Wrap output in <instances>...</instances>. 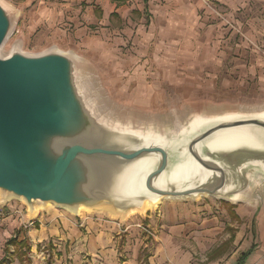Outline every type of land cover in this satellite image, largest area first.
I'll list each match as a JSON object with an SVG mask.
<instances>
[{
    "label": "rangeland",
    "instance_id": "1",
    "mask_svg": "<svg viewBox=\"0 0 264 264\" xmlns=\"http://www.w3.org/2000/svg\"><path fill=\"white\" fill-rule=\"evenodd\" d=\"M115 1L0 0L14 19L0 55L75 57L100 114L143 132L169 133L200 114L264 113V0H195L201 23L185 49L202 51L198 60L151 28L141 0ZM184 60L206 65L194 76ZM263 175L252 170L243 203L165 199L127 217L51 203L33 217L25 200L9 197L0 202L4 263L237 264L252 249L245 264H264Z\"/></svg>",
    "mask_w": 264,
    "mask_h": 264
},
{
    "label": "water",
    "instance_id": "2",
    "mask_svg": "<svg viewBox=\"0 0 264 264\" xmlns=\"http://www.w3.org/2000/svg\"><path fill=\"white\" fill-rule=\"evenodd\" d=\"M13 25L10 10L0 2V51ZM210 116L194 117L180 127L185 131L178 127L169 133L143 132L100 114L80 82L75 57L57 50L38 56L0 55V192L25 200L29 208L39 203L68 209L101 207L120 216L141 210L147 202L198 195L230 202L248 192L246 201L251 197L252 170L260 168L264 174V147L198 150L220 131L243 126L264 131V121L223 122L189 132L192 121ZM130 133L143 138L137 141ZM149 157L157 162L144 173L143 190L128 197L118 192L125 167ZM180 162L194 163L198 172L164 189L155 186ZM205 173L211 175L208 184Z\"/></svg>",
    "mask_w": 264,
    "mask_h": 264
},
{
    "label": "bare ground",
    "instance_id": "3",
    "mask_svg": "<svg viewBox=\"0 0 264 264\" xmlns=\"http://www.w3.org/2000/svg\"><path fill=\"white\" fill-rule=\"evenodd\" d=\"M247 119H261L264 121V113H256V112H235V113H221L218 115L210 116V117H198L194 121L190 123V130L189 132L197 133L202 130L208 129L209 127L216 125L218 123L223 122H235L238 120H247ZM184 128H178L179 131H182ZM185 131V130H183ZM132 138H135L137 141L140 138L141 135L138 133H130ZM151 137V136H150ZM117 138H124V137H117ZM152 138V137H151ZM115 142H117V139H113ZM122 140V139H121ZM151 139H147V142H149ZM144 141H146L144 139ZM203 147H207L211 149L212 151H221V150H234L239 148H255V149H262L264 147V131L253 127V126H243L233 129H228L224 131H220L216 134H214L212 137H210L206 142L201 144L199 146L198 152L202 151ZM157 158L149 157L147 159L141 160L137 163H134L132 165H129L125 167V173L124 178L121 177V180L119 184L116 187V190L118 192L124 193L125 197H128L129 195L133 194V196H137L142 190H143V176L144 173L146 174L151 167H153L157 160ZM185 163V162H184ZM182 164L175 163L176 167H174V171L171 172V174L162 177L160 180L155 182V186L160 188H166L169 185H176L180 180L186 179V177L189 178V175L194 176L195 172H198L197 167L195 164L189 165V163ZM179 164V165H178ZM136 173V174H135ZM210 173H205L204 176V184L210 183ZM128 177H131L127 179ZM203 182V181H202ZM124 190V191H123ZM250 194L248 192L238 194L235 196V198L231 199L230 202L232 203H241L245 201V196H249ZM244 196V198H243ZM11 196H7L0 192V202H4ZM208 197L206 195H198L196 197H190L187 199L192 200H198L200 198ZM173 200H186L184 199H173ZM157 203V204H154ZM161 202H147L144 207L140 209H133L128 214H126L123 217L132 216L136 213H146L150 209H155ZM42 204H49V203H39L37 206L30 208V211L32 213L33 217H36L41 209ZM68 209V208H66ZM100 208L96 209H88L86 207H79L76 209H69L71 211H77V214H80L82 212H86L87 210H100Z\"/></svg>",
    "mask_w": 264,
    "mask_h": 264
},
{
    "label": "crops",
    "instance_id": "4",
    "mask_svg": "<svg viewBox=\"0 0 264 264\" xmlns=\"http://www.w3.org/2000/svg\"><path fill=\"white\" fill-rule=\"evenodd\" d=\"M111 1L116 2L115 0H111ZM141 1L143 2V11L145 13H149L152 17L150 23L151 28L155 31L167 32L173 38L172 48L176 47L180 49L179 51H177L176 54L177 55L181 54V56L185 57L186 52L189 53V50L185 49V36L191 38V32H193L194 38L196 37V35H198L197 34L198 30L195 29H198L201 23V18L199 17V10H198V8L201 7L200 5L201 3L195 0H141ZM201 52L199 53L195 51V53H189V54H192L191 56H193L192 57L193 59L198 60L199 54L201 55ZM171 53L172 54L174 53V49H172ZM183 63L185 64V60ZM174 64H176V62ZM185 66L186 67L189 66V70H192L190 72L194 73V76L197 75L199 71V67L203 68V70L205 68L203 65L192 62L188 64L186 63ZM174 71H175L174 67L168 68V73H170V76L171 73H174ZM190 77L191 76H189L188 78ZM263 229H264V222H263L262 231H264ZM6 253L9 255L10 252L8 253V251L6 250ZM1 263H4V256L0 250V264Z\"/></svg>",
    "mask_w": 264,
    "mask_h": 264
},
{
    "label": "trees",
    "instance_id": "5",
    "mask_svg": "<svg viewBox=\"0 0 264 264\" xmlns=\"http://www.w3.org/2000/svg\"><path fill=\"white\" fill-rule=\"evenodd\" d=\"M12 242H14V240ZM252 251L253 250L251 249L248 252L242 254V256L238 260L237 264H245L247 262V260L250 258V256L252 255ZM1 264H4V263H1Z\"/></svg>",
    "mask_w": 264,
    "mask_h": 264
}]
</instances>
